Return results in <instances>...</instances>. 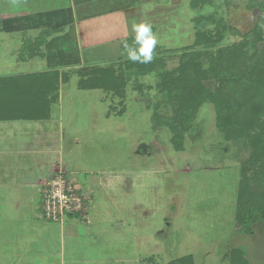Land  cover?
Wrapping results in <instances>:
<instances>
[{
	"label": "rangeland",
	"instance_id": "rangeland-1",
	"mask_svg": "<svg viewBox=\"0 0 264 264\" xmlns=\"http://www.w3.org/2000/svg\"><path fill=\"white\" fill-rule=\"evenodd\" d=\"M47 3L53 0H0L7 62L0 78H15L5 83L16 87L2 101L15 111L0 117H52L63 135L58 157L0 154V183L6 180L7 188L12 181L10 196L0 194V264H167L187 255L192 264H264V221L248 230L236 221L242 170L248 178L254 174L252 143L227 137L217 125L214 79H202L206 90L199 95L190 86L194 68H188L187 84L176 79L184 54H199L196 63L204 72L216 48L241 43L257 22L264 32V0H215L201 9L188 0L135 1L144 14L149 11L158 40L153 61L141 67L126 57L63 68L58 79L50 74L54 69L35 68L44 41L35 42L37 35L59 30L45 9L38 20L51 28L29 23L33 4ZM154 8H165L166 15L158 17ZM198 14H216L224 22V36L211 49L193 47ZM13 38H21V46ZM245 69L233 75L237 84L217 88L248 110L252 98L241 94H247ZM31 74L37 80L22 78ZM184 100L194 109L183 107ZM254 131L264 132L258 126ZM45 157L53 172L64 171L86 191L83 216H68L62 224L43 219L40 195L29 185ZM258 197L264 200V192Z\"/></svg>",
	"mask_w": 264,
	"mask_h": 264
},
{
	"label": "crops",
	"instance_id": "crops-1",
	"mask_svg": "<svg viewBox=\"0 0 264 264\" xmlns=\"http://www.w3.org/2000/svg\"><path fill=\"white\" fill-rule=\"evenodd\" d=\"M135 1L138 2V0H53V3H47L46 7L44 5L36 7L33 4V10L29 9L31 26L38 25L37 27H39L41 25L39 23L42 22H39L38 17L41 16V11L46 10V12H50L49 17L52 19L49 21L57 25L56 28L59 29L58 32L46 36L43 44V57L38 59L39 62H36L38 63L35 65L36 70L57 69L59 71L63 68L126 58L127 53L123 42L135 35L131 30L132 24L138 22L150 24L146 16L149 11L144 14V11H140V5L134 4ZM98 7L99 9H96ZM154 7L156 6L154 5ZM165 8H154L158 17H161V14L166 15L165 12L162 13ZM15 10H13L14 14H16ZM42 24L46 26L45 22ZM7 39L12 40V38ZM13 39L16 44H20L21 38ZM5 42L6 38H0V45L3 47L0 48V72L1 75L4 74L2 76L7 75L5 71L7 62L3 60L6 57ZM10 65L14 66L15 64ZM16 67L21 69V66H15L14 70ZM19 72L21 71L16 73ZM2 105H4L3 102L0 104V113L4 111ZM55 123L56 121L52 117H43L42 119L0 117V154L6 155L7 152L9 153L7 150H15L18 155L31 153L34 156H39L42 154V156L49 155L48 158H51L54 153L57 154V157L58 154L62 155L63 135L60 134L59 127ZM44 162L43 166L36 165L37 167L40 165L39 169L32 170L36 176L32 184L24 182L27 186L35 188L37 193H39L40 182L53 172L51 169L54 167L52 160L48 161L45 157ZM72 180L74 181V179ZM2 182L3 184L0 183L2 198L7 194L10 196L9 187L12 181L10 180L9 186L7 184V188L6 180ZM82 190L84 189L82 188ZM79 261L78 259L77 262L70 264H79L81 263Z\"/></svg>",
	"mask_w": 264,
	"mask_h": 264
},
{
	"label": "trees",
	"instance_id": "trees-1",
	"mask_svg": "<svg viewBox=\"0 0 264 264\" xmlns=\"http://www.w3.org/2000/svg\"><path fill=\"white\" fill-rule=\"evenodd\" d=\"M214 1L215 0H189V5L192 9H201L202 7L212 4ZM192 21L195 32L193 47L211 49L221 42L224 36L223 33L226 29L223 25L224 22H222V19L216 18V14H198L193 17ZM261 28L262 25L257 22L251 31H249V35H245V39L241 43L216 48L214 54H209V65L204 72L200 70L199 64L196 63L199 54L195 53L190 56L184 54L181 59L179 73L176 76L177 81L187 84L188 81L186 75L189 76V74H187L188 68H194L191 77L192 79L190 80V86L191 90H193L192 92L196 93V95H199L206 90L202 79H214L216 81L215 89L217 91L216 97L218 99L211 97V100L215 101L217 125L223 131L227 132V137H243L245 140L252 143L253 152L248 163L253 165L254 174L252 177L248 178L246 170H242V178L239 183V194L242 196H240L238 200L236 214L237 223L241 228L247 230L259 221H264V200H261L258 197L259 194L264 192V132H262L263 134H259L257 131H254L257 126L264 130V124L261 125L258 123V120H260L261 117L264 118V44H262L260 48H257L256 46L259 41L264 40V32ZM45 32L46 35H44V33L37 35L38 38H44V41L42 40L43 44L46 40V36L52 34L49 30ZM249 37L250 40L248 42ZM38 38L35 39V42H37ZM249 44L253 49L250 54L248 53ZM124 45L135 46L134 37L128 38L127 41L123 42V46ZM131 62L132 64H140L142 67V63ZM242 65L246 67L243 76L241 77L244 80L242 81L246 84L245 91L247 94H245V92H242L241 94L252 98L251 108L248 107V110L244 109L242 100H235L232 102L234 96H230V98L224 95L223 97L220 95L219 89L217 88L218 85H222V83L226 82H234L237 84L238 80H234L233 75H235L237 68ZM97 72L100 73L101 71L98 70ZM50 74L54 75L57 79L59 77L58 70L56 69L52 70ZM22 78H31L32 81L37 80L34 74L27 77L23 76ZM14 79L15 78L8 80L4 77L0 78V104L3 99H9L11 96H9L11 90L16 89L13 83H5L7 81L13 82ZM107 87L108 85L105 86L106 89ZM181 87L183 89L185 86L181 85ZM248 92H251V95H249ZM32 95H34V93ZM181 103L183 107L188 105V108L191 107L192 110L194 109V105L191 106V103H188L187 100L181 101ZM2 106H4V108H2L4 109L2 113L7 110L15 111L14 108H10L9 106ZM239 110H241L242 113L238 114L237 111ZM255 141L259 146L255 145ZM253 187L254 192L251 191ZM245 197H247V201L244 202ZM167 264H192V256H183L179 260H171Z\"/></svg>",
	"mask_w": 264,
	"mask_h": 264
},
{
	"label": "built area",
	"instance_id": "built-area-1",
	"mask_svg": "<svg viewBox=\"0 0 264 264\" xmlns=\"http://www.w3.org/2000/svg\"><path fill=\"white\" fill-rule=\"evenodd\" d=\"M40 211L44 220L60 224L68 215L85 214L87 198L81 187L65 176L64 171L53 172L39 188Z\"/></svg>",
	"mask_w": 264,
	"mask_h": 264
},
{
	"label": "clouds",
	"instance_id": "clouds-1",
	"mask_svg": "<svg viewBox=\"0 0 264 264\" xmlns=\"http://www.w3.org/2000/svg\"><path fill=\"white\" fill-rule=\"evenodd\" d=\"M131 30L135 34V46L125 45L127 58L142 64L151 63L154 59L153 50L158 43L152 25L146 22L133 23Z\"/></svg>",
	"mask_w": 264,
	"mask_h": 264
}]
</instances>
